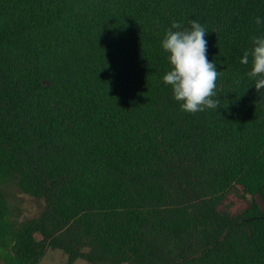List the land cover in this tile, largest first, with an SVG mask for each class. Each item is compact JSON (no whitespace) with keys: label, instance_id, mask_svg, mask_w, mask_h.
Listing matches in <instances>:
<instances>
[{"label":"trees","instance_id":"16d2710c","mask_svg":"<svg viewBox=\"0 0 264 264\" xmlns=\"http://www.w3.org/2000/svg\"><path fill=\"white\" fill-rule=\"evenodd\" d=\"M257 15L264 0H0V181L43 201L10 264H264V86L240 62ZM192 19L224 105L194 114L161 48Z\"/></svg>","mask_w":264,"mask_h":264},{"label":"clouds","instance_id":"9594fccd","mask_svg":"<svg viewBox=\"0 0 264 264\" xmlns=\"http://www.w3.org/2000/svg\"><path fill=\"white\" fill-rule=\"evenodd\" d=\"M257 25H264V16H255ZM209 28L198 20H189V26L173 20L161 40V48L166 53L169 69L163 74L162 81L171 86L173 98L179 101L181 110L194 114L221 106L217 98V79L221 72L214 60L207 55L206 34ZM252 47L245 49L240 59L251 67L246 75L264 86V35L252 38Z\"/></svg>","mask_w":264,"mask_h":264},{"label":"rangeland","instance_id":"374dc122","mask_svg":"<svg viewBox=\"0 0 264 264\" xmlns=\"http://www.w3.org/2000/svg\"><path fill=\"white\" fill-rule=\"evenodd\" d=\"M16 178L7 177L5 181H0V193L7 207V226L9 230H4L0 236V264H10L15 262L14 239L11 233H18L22 225L31 218L38 217L43 209V201L37 199L20 189ZM245 207L237 195H231L223 205L224 210L237 212ZM40 264H89L84 260L71 262L64 253L59 250L48 249L41 259Z\"/></svg>","mask_w":264,"mask_h":264}]
</instances>
